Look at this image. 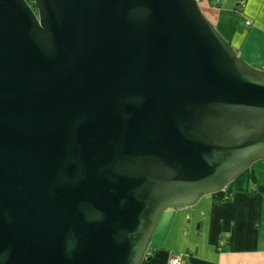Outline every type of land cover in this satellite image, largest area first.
Segmentation results:
<instances>
[{
	"label": "water",
	"instance_id": "obj_1",
	"mask_svg": "<svg viewBox=\"0 0 264 264\" xmlns=\"http://www.w3.org/2000/svg\"><path fill=\"white\" fill-rule=\"evenodd\" d=\"M32 2L0 0V264H143L264 161V67L198 0Z\"/></svg>",
	"mask_w": 264,
	"mask_h": 264
},
{
	"label": "crops",
	"instance_id": "obj_2",
	"mask_svg": "<svg viewBox=\"0 0 264 264\" xmlns=\"http://www.w3.org/2000/svg\"><path fill=\"white\" fill-rule=\"evenodd\" d=\"M198 2L210 22L222 25L241 57L264 67V0ZM263 166L256 163L224 191L204 196L194 207L167 210L143 264H167L172 258L182 264H264Z\"/></svg>",
	"mask_w": 264,
	"mask_h": 264
},
{
	"label": "trees",
	"instance_id": "obj_3",
	"mask_svg": "<svg viewBox=\"0 0 264 264\" xmlns=\"http://www.w3.org/2000/svg\"><path fill=\"white\" fill-rule=\"evenodd\" d=\"M27 2L31 5L32 9L36 11V7H35V5L33 4L32 0H27ZM220 14L223 15V12H220ZM211 23H212V22H211ZM216 28L218 29V31H219L221 34H222V32H223L222 35H224V37L227 38V33H225V31L223 30L222 25H221V26H220V25H219V26H216ZM221 31H222V32H221ZM227 40H228V39H227ZM252 181H253V183L257 181V178H256L255 175H252ZM225 200H226V199H225Z\"/></svg>",
	"mask_w": 264,
	"mask_h": 264
},
{
	"label": "built area",
	"instance_id": "obj_4",
	"mask_svg": "<svg viewBox=\"0 0 264 264\" xmlns=\"http://www.w3.org/2000/svg\"><path fill=\"white\" fill-rule=\"evenodd\" d=\"M167 264H182L179 258H172Z\"/></svg>",
	"mask_w": 264,
	"mask_h": 264
},
{
	"label": "rangeland",
	"instance_id": "obj_5",
	"mask_svg": "<svg viewBox=\"0 0 264 264\" xmlns=\"http://www.w3.org/2000/svg\"><path fill=\"white\" fill-rule=\"evenodd\" d=\"M244 23H240V25H243ZM222 32V31H221ZM222 34H223V32H222ZM224 36V35H223ZM227 39V38H226ZM260 164H262V166H263V164H264V161H261L260 162ZM264 167V166H263Z\"/></svg>",
	"mask_w": 264,
	"mask_h": 264
}]
</instances>
